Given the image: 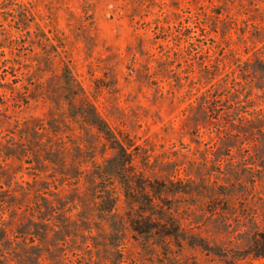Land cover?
I'll return each mask as SVG.
<instances>
[{
	"label": "rangeland",
	"instance_id": "1",
	"mask_svg": "<svg viewBox=\"0 0 264 264\" xmlns=\"http://www.w3.org/2000/svg\"><path fill=\"white\" fill-rule=\"evenodd\" d=\"M42 217L39 264H264V0H0L6 264Z\"/></svg>",
	"mask_w": 264,
	"mask_h": 264
},
{
	"label": "trees",
	"instance_id": "2",
	"mask_svg": "<svg viewBox=\"0 0 264 264\" xmlns=\"http://www.w3.org/2000/svg\"><path fill=\"white\" fill-rule=\"evenodd\" d=\"M93 121V125L97 126L99 128V130L101 132L106 133V135H111L110 131L104 130L105 127L102 123V121L100 119H98L97 117L92 119ZM114 144H119V143H114ZM122 146V145H121ZM115 148V147H113ZM126 152H123L122 155H120V167H117V171H118V175L123 177V171L122 169H124V167L126 166V164H131V161L127 159L126 157ZM129 176V175H127ZM125 179V177H123ZM127 178V177H126ZM126 180V179H125ZM135 183L139 186L138 189H140L141 191L144 189L145 186L142 185L141 181L136 180ZM130 182L129 181H125L126 186H129ZM143 188V189H142ZM152 188H155L154 186H152ZM165 189H168L169 187L164 186ZM126 189V188H125ZM165 190V189H161V187H157V190ZM146 190V187H145ZM144 191V190H143ZM142 191V192H143ZM127 192V190H126ZM141 192V194H142ZM147 194V193H146ZM143 195V202L144 204H146V206H149V208H151V210H153L154 208V199L155 197L153 196V199H150L149 197H147V195ZM45 207L47 208V211L50 210L49 205H45ZM155 216H157L156 214H153ZM142 216V215H141ZM160 218V217H158ZM163 218V217H162ZM164 219L169 223V225H171L170 227L167 226V224L163 225V224H154V225H150L149 222L146 221H132V228L140 233H146L149 232L153 229H156V231L158 232V235H163V236H173L175 234L178 233V225L176 224V222L174 221V219L168 215H164ZM158 220V219H157ZM42 223L36 222V221H30L28 227H26L28 230H32L35 229L34 232L30 233V235H32L34 238H36L38 241H40V245H34L33 250L32 248H30L32 250L31 256L28 257V262H31L32 264H39L42 263L43 261L46 260H52L48 257L47 254L50 253V246H48L47 244L43 243L45 242V240L48 237V219L46 217H42L41 218ZM40 224H42V226L40 227ZM32 228V229H31ZM39 228H43V232L39 233ZM261 236V235H260ZM262 238H264V235L261 236ZM261 240L259 239V234L254 235L253 237V245L250 246L251 248V253L254 254L255 257H264V247L261 246ZM42 245V246H41ZM0 247H2V254H0V264H6L5 263V254L6 252H8L9 250L12 252H16L15 249H13L12 247V243H11V239L9 237H7L5 234L1 233L0 234Z\"/></svg>",
	"mask_w": 264,
	"mask_h": 264
}]
</instances>
